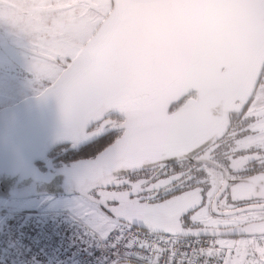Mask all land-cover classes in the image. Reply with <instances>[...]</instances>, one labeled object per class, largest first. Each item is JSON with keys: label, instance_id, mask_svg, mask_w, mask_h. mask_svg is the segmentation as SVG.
Here are the masks:
<instances>
[{"label": "snow or ice", "instance_id": "snow-or-ice-1", "mask_svg": "<svg viewBox=\"0 0 264 264\" xmlns=\"http://www.w3.org/2000/svg\"><path fill=\"white\" fill-rule=\"evenodd\" d=\"M257 4L264 7V0ZM59 104L64 138L72 144L114 134L75 177L81 192L77 214L101 239L125 249L112 264H151L153 257L159 264L162 257L147 239L156 232L184 237L179 251L167 249L168 264H264V232L249 229L239 233L241 239L224 238L237 232L222 231L215 217L200 216L201 206L210 203L203 193L193 199L188 182H181L183 173L152 180L140 175L149 167L218 154L231 199L264 207V98L255 88L223 78L214 84L190 79L142 115L119 99L70 106L59 98ZM118 220L128 227L118 228ZM137 224L144 236L132 231Z\"/></svg>", "mask_w": 264, "mask_h": 264}, {"label": "water", "instance_id": "water-1", "mask_svg": "<svg viewBox=\"0 0 264 264\" xmlns=\"http://www.w3.org/2000/svg\"><path fill=\"white\" fill-rule=\"evenodd\" d=\"M111 2L48 86L0 108V199L81 197L75 177L98 152L53 163L56 147L76 152L92 141L74 145L64 138L59 98L70 106L119 99L142 115L187 80L214 84L223 78L251 88L264 67V7L257 0ZM252 208L258 206L213 211L224 216Z\"/></svg>", "mask_w": 264, "mask_h": 264}, {"label": "rangeland", "instance_id": "rangeland-1", "mask_svg": "<svg viewBox=\"0 0 264 264\" xmlns=\"http://www.w3.org/2000/svg\"><path fill=\"white\" fill-rule=\"evenodd\" d=\"M40 2V0H31V2ZM63 0H54L48 6H43V12L48 9L49 13L48 21L45 23V13L38 12L34 14L37 8L31 9L29 12L32 14V17H27L26 13H22L24 9H27L23 6H9L0 11V15L3 16L0 18V29L4 30L8 34H15L19 32L20 35L27 36L28 44L31 40H37L40 43H47L52 45L50 48L45 50L43 54L53 57V61L42 59L39 57L29 56L27 60V73H24L22 76L18 75H8L5 72L0 71V108L11 105L15 102H18L20 99L38 93L40 90L48 86L49 82L57 77L59 72L63 69L68 61L75 55L76 44L71 50L69 47L72 43L77 42L81 38V42L88 37L93 32L94 28L100 22L101 16L103 17L104 13L107 12L108 3L104 4L101 0L99 5L98 12L93 9L84 8L82 14L76 16L77 6L70 4L65 7L60 2ZM97 3L98 1L95 0ZM48 7V8H47ZM28 13V12H27ZM24 15L26 18L19 20L20 16ZM76 16V17H75ZM44 24L48 27H44ZM62 26H66L63 30ZM49 34L51 37H49ZM33 40V41H34ZM52 42H55L52 44ZM59 42L60 44H57ZM80 42V43H81ZM64 44L67 46L66 51H59L57 46ZM32 47L33 44H30ZM68 51V52H67ZM26 61V60H25ZM264 69V67H263ZM54 76V77H53ZM9 78H25L31 79L32 81H12ZM81 197L79 196H50L47 197V201L44 197H31L26 199H0V211L5 210L4 208L11 209L16 213L21 212L24 209L40 208L44 201H46L43 206L44 210H63L69 211L75 216L81 218L76 211V205ZM7 211V210H6ZM0 218L1 215H0ZM82 219V218H81ZM83 220V219H82ZM2 219H0L1 223ZM236 237V238H234ZM225 237L226 239H241L242 237L237 236Z\"/></svg>", "mask_w": 264, "mask_h": 264}, {"label": "built area", "instance_id": "built-area-1", "mask_svg": "<svg viewBox=\"0 0 264 264\" xmlns=\"http://www.w3.org/2000/svg\"><path fill=\"white\" fill-rule=\"evenodd\" d=\"M4 209L0 211V264H112L117 253L123 258V246L113 247L111 238L101 239L69 211L43 206L19 213Z\"/></svg>", "mask_w": 264, "mask_h": 264}, {"label": "clouds", "instance_id": "clouds-1", "mask_svg": "<svg viewBox=\"0 0 264 264\" xmlns=\"http://www.w3.org/2000/svg\"><path fill=\"white\" fill-rule=\"evenodd\" d=\"M251 86L255 88L259 97L264 98V71H260L258 75H255L254 82ZM219 158V155L216 154L215 157L208 156L199 162H193L191 160L172 161L168 163L167 168H164L163 165L159 167H149L141 172L140 175L147 180H152L153 178H158L164 173H167L168 175H172L173 173H183L184 180L181 182H188V186L193 190V199L200 197V194L203 193L208 201L212 202L207 207L201 206L200 216L204 218L215 217L213 211L215 207H235L234 204L226 203V196L228 194L225 192L223 183L226 177L222 175L221 166H218L216 163V160ZM148 194L152 195L153 193ZM222 196L224 198H222ZM215 218L216 224L222 231H235L241 233L249 229H254L264 232V207H261L257 211H249L247 213L240 211L239 214H233L223 218ZM116 226L118 228L123 227L126 229L128 227V222L126 220H118ZM195 227L199 228L200 225L197 224ZM135 232L140 233L141 236L145 235L141 228H136ZM128 235L131 236L132 233H128ZM147 239L151 240L153 245L156 246V255L162 257L159 264H168L167 249L175 246L176 250L179 251L184 244V237L180 234L173 237H166L163 233L156 232L148 235ZM130 264H137V262L132 260L130 261ZM151 264H157L155 257L151 259Z\"/></svg>", "mask_w": 264, "mask_h": 264}, {"label": "flooded vegetation", "instance_id": "flooded-vegetation-1", "mask_svg": "<svg viewBox=\"0 0 264 264\" xmlns=\"http://www.w3.org/2000/svg\"><path fill=\"white\" fill-rule=\"evenodd\" d=\"M54 0H40V2H31V0H0V11L4 8L9 6H19V7H26L27 9H24V11H22V13H26L27 17H32V14H38V12H43L42 7L43 6H48L47 4H51V2ZM96 6H91L90 4H88L87 2L81 1V0H63L60 1L63 6L67 7L70 4L71 7V3L72 5L77 6V11L78 13H76V16H79L82 14V10L84 8H89L90 10H94L96 12H98L99 10V3L100 1H98V3L95 0H91ZM104 4H106V2L108 3V6H110L107 10V12L104 13L103 17L101 16L100 18V22L101 20L104 18L105 15H107L108 11L110 10L111 6H112V2L111 0H101ZM107 5V4H106ZM37 8L35 12H33L32 14H30L29 12L31 11V9ZM48 8V7H47ZM28 12V13H27ZM45 23H47L48 21V16L46 14L49 13L48 9H46L45 12ZM3 16L0 15V18ZM75 16V17H76ZM26 17L24 15L21 14L20 19H25ZM99 22V23H100ZM98 26V25H97ZM44 27L46 28V24H44ZM48 28V27H47ZM66 28V26H62V29L64 30ZM96 28V27H95ZM94 28V30H95ZM93 30V31H94ZM93 33V32H92ZM91 33V34H92ZM49 37L50 34H49ZM28 39L27 36L25 35H20L19 32H16L15 34H8L6 33L4 30L0 29V71L1 72H5L8 75V72H10V75H18V76H22L24 73H27V67L29 66L27 64V60H29V56H34V57H39L42 59H46L37 55H33L31 53H28L27 50H32L34 52L43 54V52L45 50H47L48 48H50L52 45L47 44V43H40L37 40H31L30 43L28 44ZM30 40V39H29ZM80 39L77 40V42H74L71 44V46L69 47V49L71 50L76 44L78 45V47L76 48V51H78V49L82 46V44L85 42V39L81 42ZM81 42V43H80ZM55 42H52V44ZM57 44H60L59 42H56ZM30 44H33L34 46L32 47ZM59 51H66L67 50V46L64 44H61V46H57ZM46 52V51H45ZM68 52V51H67ZM45 55V54H44ZM49 57V56H48ZM53 57H49L47 60H51L53 61ZM26 60V61H25ZM70 61V60H69ZM68 61V62H69ZM54 62V61H53ZM68 64V63H67ZM66 64V65H67ZM65 65V66H66ZM65 66H63L62 68H64ZM8 71V72H7ZM54 77V76H53ZM56 78V77H55ZM54 78V79H55ZM12 81H32L31 79H25V78H9ZM52 79L49 84L54 80ZM41 91V90H40ZM39 91V92H40ZM37 94V93H36ZM34 95V94H32ZM114 138V134L105 136V137H100V138H96L93 139L91 142L87 143L84 147L87 146H93L95 144V146H105L106 144L110 143L111 140ZM82 147V148H84ZM85 155V154H84ZM222 198H224L222 196ZM212 203V202H209ZM226 203H230V204H234L235 207L232 208H220V207H216L217 210H221V211H231V210H235L238 208H242L245 206H256L254 204H249V203H243V202H237L231 199V194H228V199L226 200ZM257 207V206H256ZM259 210L258 208H252L249 210H245L243 212L247 213L249 211H257ZM233 214H239V212H235L229 215H233ZM229 215H224V216H220L218 214L215 213V217H219V218H223L225 216H229ZM225 237H232V236H225ZM238 238L241 237L240 235L237 236ZM236 238V237H234Z\"/></svg>", "mask_w": 264, "mask_h": 264}, {"label": "trees", "instance_id": "trees-1", "mask_svg": "<svg viewBox=\"0 0 264 264\" xmlns=\"http://www.w3.org/2000/svg\"><path fill=\"white\" fill-rule=\"evenodd\" d=\"M100 148H102V146H95V144H94L93 146L90 145V146L79 149V151L73 152V151H64L63 148L56 147L50 153V156L53 159V163H55L54 161H62L64 163H66V162H70L72 160H75L76 158L87 157V156L93 155L96 152H98L100 150ZM7 221H9V219H7ZM0 224H2V223H0ZM5 224H6V222H5Z\"/></svg>", "mask_w": 264, "mask_h": 264}, {"label": "crops", "instance_id": "crops-1", "mask_svg": "<svg viewBox=\"0 0 264 264\" xmlns=\"http://www.w3.org/2000/svg\"><path fill=\"white\" fill-rule=\"evenodd\" d=\"M89 38V37H88ZM2 226V224H0V227Z\"/></svg>", "mask_w": 264, "mask_h": 264}]
</instances>
